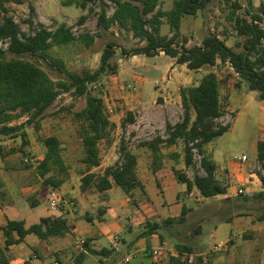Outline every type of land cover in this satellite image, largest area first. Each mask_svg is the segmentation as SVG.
<instances>
[{
	"label": "rangeland",
	"instance_id": "1",
	"mask_svg": "<svg viewBox=\"0 0 264 264\" xmlns=\"http://www.w3.org/2000/svg\"><path fill=\"white\" fill-rule=\"evenodd\" d=\"M173 1L161 0L162 9L169 10ZM238 1L244 7L239 11L240 14L246 15L248 0ZM30 2L35 4L44 0ZM9 6L10 15L22 29L26 33L34 32L39 21L37 16L31 17L29 5L10 4ZM103 7L109 15L113 14L114 7L110 1H106ZM78 11L79 14H75V10L72 11L74 16L68 23L73 32L77 36L83 33L96 35L101 5L91 6V10L78 9ZM230 11L231 7L226 5L224 0H211L205 12L197 17H186L181 32L183 38L188 39L187 46L201 45L207 34L216 32L229 46L241 51L244 39L237 36L233 24L227 20ZM83 17H86V21L82 24L80 21ZM29 19L33 20V27L28 24ZM48 24V28L54 30L60 22L50 19ZM161 34L172 36L171 27L166 20ZM111 41L117 43L116 55L112 63L118 66V71L116 74L105 75L90 88L94 94L104 100L106 111L110 116L116 113L123 118L117 121L118 125L113 122L116 127L111 141H103L100 145L103 166L97 171L105 170L118 162L123 147L138 154L139 163L145 164L149 161L150 167L152 158L145 149L140 148V145L158 137L167 138L168 125H176L183 120L181 89L197 85L203 76L210 72L217 73L221 80L222 102L226 110L225 116L218 122L231 126L227 133L205 147L206 155L216 161L218 165L216 177L228 188V193L210 199L204 198L197 189L191 193H182L180 198L191 208L187 214V222L176 225L173 229L162 226L158 232L163 235V240L158 236L157 238L150 236L140 242V245H148L150 239L153 245L159 242L160 246L151 249V252L155 249L160 251L158 258L152 254L154 264H169L170 258L178 254L176 248L178 245L191 246L195 254L194 258L202 256L204 264H264V200L258 197L261 193V175H264V170L257 154V142L264 139V102L259 99V93L250 90L247 83L229 64H219L217 67H205L196 71L186 65L177 64L175 59L164 53L156 57L129 56L124 50H131L141 43L132 33L122 31L117 26L98 38L90 49L72 44L63 48L54 47L53 52L62 57L72 71L80 73L85 70L96 71L100 68L102 54ZM7 46L6 42H0V47L7 48ZM43 66L46 67L45 64ZM51 75L57 79L55 74L51 73ZM130 85L132 88L129 87ZM86 104V98H76L70 93L62 94L47 111L45 118L40 121V130L36 129L35 123L26 125L25 130L29 139V145L26 147L22 146L20 138L0 136V145L4 148L6 157L3 162L0 155V181L4 182L0 192H8L10 187L16 205L21 209L28 208L36 201L35 199H39L40 194L44 196L55 189L62 193L64 199L79 205V196L83 193L82 177L87 172V168L82 162L84 148L80 133L81 124L76 120L75 113L84 109ZM130 114L134 119V125L124 127L123 119L129 120ZM27 120L28 118L24 117L15 124H23ZM52 136L58 137L61 141L62 156L68 169L62 172L56 168L46 177H42L38 163L44 160L47 152L43 139ZM164 152L168 154L166 161L175 164L172 166L181 174L187 175L189 179L194 180L197 175H207L202 165V155L198 151H195L194 164L190 167L185 165L183 141L165 149ZM173 153H179L178 161L173 159ZM243 155L249 156L248 163H240L238 160ZM172 166L169 165L167 169L171 170ZM145 167L138 168L139 173ZM48 178L53 180L65 178V182L60 187H55L52 182L47 181ZM180 186L186 189L183 183ZM241 188L245 189V194H239ZM156 190V185H153L149 192L152 197L155 196V200H158ZM159 190L164 197L163 188ZM97 192L95 190L87 192L90 195L87 197L88 201L94 198L92 204L97 202L96 197L93 196ZM1 193L0 202L7 205L8 200ZM132 197L134 206L143 201L145 202L142 204H148L141 188L135 190ZM86 203L87 209L82 214L80 212L76 215L77 221H85L82 227L90 222L89 218L92 214L90 208L94 209L91 207L92 204ZM49 205L50 200H43L40 209ZM239 212L245 215H240ZM230 219L232 220L227 222ZM148 222L162 225L163 219L157 214L149 215L137 226L141 231L148 230ZM27 223L34 224L35 220L33 217H28ZM0 240H3L2 234ZM215 246L220 247L219 250L215 249ZM81 249H84L83 245L76 250L79 252ZM115 253L119 261L125 256L123 251ZM34 255L35 252L31 249L28 254H18L16 258L22 261L18 264H31ZM187 256L188 254L185 253L183 258ZM49 257L48 264H56L55 256L51 254ZM88 260H90L88 263L98 264L94 263L93 256H89ZM149 261L150 259L145 257L142 259L138 255L130 258V264H142V262L149 264ZM68 264H77V260H71Z\"/></svg>",
	"mask_w": 264,
	"mask_h": 264
},
{
	"label": "trees",
	"instance_id": "2",
	"mask_svg": "<svg viewBox=\"0 0 264 264\" xmlns=\"http://www.w3.org/2000/svg\"><path fill=\"white\" fill-rule=\"evenodd\" d=\"M30 1L0 0V42H6L8 45L7 48L0 47V136L20 138L22 146L26 147L29 145L26 125L35 123L36 129L40 130V121L62 94L70 93L76 98H86V107L75 113L76 120L81 124L80 133L84 148L82 162L87 168L81 184L84 193L90 190L106 192L114 184L130 197L138 188L145 190L138 177L139 155L126 147H123L118 162L105 170L94 171L102 165L100 145L103 141H111L116 125L110 120L104 100L94 94L90 86L101 81L107 74L117 73L118 66L112 63L117 43H108L98 70H85L81 73L70 70L67 62L53 52L54 47L63 48L79 44L90 49L98 38L117 26L122 31L132 33L141 43L131 50H124L127 55L156 57L164 53L175 59L177 64L186 65L196 71L205 67H217L219 64H229L247 83L250 90L259 93V99L264 102V2L256 7L250 1L245 8V15L239 12L244 7L238 0H224L226 5L231 7L227 20L233 24L237 36L244 39L242 50L238 51L229 46L226 40H222L216 32L207 34L201 45L187 46L188 39L183 38L181 32L184 18L197 17L205 12L211 0H174L170 10L162 9L161 0H62L63 6H75L82 10H91V6L101 5L97 20L98 33L93 36L88 33L77 36L66 22L59 24L54 30L39 22L34 32L26 33L10 15L9 5L28 4L31 17H35L36 8ZM106 1L113 4L112 15L103 7ZM165 20L171 27L172 36L161 34ZM85 21L86 17H83L80 22L83 24ZM27 22L31 27L34 26L32 19ZM51 73L55 74L57 79L53 78ZM181 99L184 108L183 120L176 125H168L167 138L158 137L144 142L140 148L145 149L151 156L150 168L157 172L166 164L168 154L164 150L183 141L185 165L190 167L194 164L195 151H198L202 155V165L207 175H197L191 180L174 167L179 182L187 186L188 193L197 189L206 199L226 195L228 188L216 177L218 165L213 158L206 155L205 150L208 144L231 128L230 125L218 122L226 114L219 76L210 72L203 76L197 85L183 87ZM24 117L28 118L26 123L15 124ZM130 117L127 122L134 121L131 114ZM43 143L47 152L44 160L38 163L40 175L46 177L56 168L66 172L68 168L62 156L60 139L56 136L47 137L43 139ZM257 154L264 170V139L257 142ZM0 155L5 157L1 145ZM172 156L174 160H179V153H173ZM48 179L47 181L52 182L55 187H60L65 182V178ZM261 181L264 185V175H261ZM3 185L0 181V187ZM258 197L264 200L263 193H259ZM190 211L191 208L184 205L178 218H164L162 225L148 222V230L144 231L141 237L149 238L158 234L163 240V235L158 232L160 227L173 229L176 225L185 224ZM68 230V222L64 217H45L29 227L24 220H9L4 227H0L4 237V242L0 241V264H12L10 248L23 243L27 236L36 235L42 240H48L65 236ZM84 245L86 252L80 254L78 264H84L89 254L108 256L111 253L109 250L99 252L91 249L88 241ZM176 248L178 254L170 258V264H204L202 256L194 258L191 246L178 245ZM185 253L188 256L183 258ZM145 256L152 257V254L146 251Z\"/></svg>",
	"mask_w": 264,
	"mask_h": 264
},
{
	"label": "crops",
	"instance_id": "3",
	"mask_svg": "<svg viewBox=\"0 0 264 264\" xmlns=\"http://www.w3.org/2000/svg\"><path fill=\"white\" fill-rule=\"evenodd\" d=\"M61 1L62 0H44V2H35L34 5L38 21L46 27H48V21L50 19L59 21L60 24L63 22L68 24L74 16V12L72 11L75 10V14L80 13V11H78L79 8L75 6H63ZM250 1H252L256 7L260 6L261 3L264 2V0H248V3ZM52 4H54V6ZM74 7L76 9H73ZM52 12H54V14ZM185 19L186 17L184 20ZM135 57L137 58L138 56ZM109 117L116 125H118L117 121H120L123 118V116H118L116 113L112 116L109 115ZM122 125L124 127H127L128 125L133 126L134 122L128 123L126 119H123ZM2 159L4 162L6 157H2ZM169 165L175 166V164H171V162L168 163L166 161L165 167L162 170L154 172L149 167V161H146L145 164L139 163V168L146 166L140 173V169L138 170V177L145 188L144 194L146 195V201L148 202L146 205L142 204L145 201L142 203H136L135 206L132 205V202L134 203V198L128 196L119 186L114 184L113 187L106 192L95 193L93 196L96 197L97 202H94V204H92L94 198H92V201H88L87 197L90 195H88L87 192H83L79 196V205H76L73 201L75 203V208L73 209L68 204L70 200L67 201L64 199L62 197V193L58 189H55L44 196L40 194L39 199H35L36 201L30 204L28 208L21 209L16 205L15 197L11 193L10 187H8V192H4L5 194L2 195L8 200L7 205L0 202V227H4L9 220H24L26 225L29 227L33 224L27 223L28 217H33V220H35L34 224L39 223L41 219L45 217H64L69 226V230L66 235L61 237H53L48 240H42L36 235L27 236L23 243L14 245L10 248L9 254L12 259L11 263L18 264V262H22L20 259H17L16 256L18 254H28L31 249L35 252L31 264H48V259L51 254H53L57 259L56 264H68L71 260L76 261L82 252H86L85 245H83L84 249H81L79 252L76 250L81 246L79 245V242L85 240V242H89V247L93 250L99 252L102 250L111 251L108 256L89 254L88 257L93 256L94 263L130 264V258L138 255L142 259L144 257L150 259L149 264H154L152 257L145 256V252H151V249L160 246L158 244L159 242H157L156 245H153L152 239H150L148 240V245L141 246L140 242L145 239L141 237V235L146 230L141 231L137 224L140 225L144 221V218L147 219V216H155V214H157L161 219L167 217L178 218L182 214L184 205L189 207L187 203L180 198L182 193L187 192V186L186 189L181 188L180 184L182 183L179 182L173 169L174 167L172 166L171 170L167 169ZM102 166L103 165H101V167ZM94 171H97V169ZM248 179L249 176L246 180L248 181ZM153 185H156V195L157 198H159L158 200H155V196L152 197L149 192L151 186ZM261 185L260 191L264 194V185L262 183ZM161 187L164 191V197L160 194L159 189ZM53 193H57L64 200L61 205L60 212L58 213L51 210ZM43 200H50V205L40 209V205L43 203ZM86 202L92 204L91 207H94V209L90 208L92 212L89 218L90 222L82 227V224L85 223V221H77L76 215L80 212L82 214L87 209ZM0 234H2V232H0ZM157 236L160 237L158 234H153L151 238H157ZM115 238H117L119 242L118 250L113 247V240ZM0 241L1 243L2 241L4 242V237L3 240ZM117 251H123V253H125V256H123V259L120 261L116 258L115 252ZM88 257L84 264H91L88 263L90 261L88 260ZM126 259H129L128 263L125 262ZM142 264L144 263L142 262Z\"/></svg>",
	"mask_w": 264,
	"mask_h": 264
},
{
	"label": "built area",
	"instance_id": "4",
	"mask_svg": "<svg viewBox=\"0 0 264 264\" xmlns=\"http://www.w3.org/2000/svg\"><path fill=\"white\" fill-rule=\"evenodd\" d=\"M130 88H132V85H130L129 86ZM105 94H107L106 92H105ZM107 96V95H106ZM113 112V111H112ZM111 112V113H112ZM239 161H240V163L242 162V163H248L249 162V160H250V158H249V156H247V155H243L241 158H239L238 159ZM246 193V191H245V189H243V188H241V189H239V194H245ZM64 202V200L57 194V193H53V195H52V200H51V210L53 211V212H60V209H61V205H62V203ZM68 204L74 209L75 208V203L73 202V201H70V202H68ZM85 244V240H83V241H80L79 242V245H84ZM113 247L115 248V249H119V242H118V240H117V238H115L114 240H113ZM219 248L220 247H218V246H215V249H217V250H219ZM151 254H153V256L155 257V258H158L159 257V255H160V251H158L157 249H155V250H153V252H151ZM126 263H128L129 262V259H126V261H125Z\"/></svg>",
	"mask_w": 264,
	"mask_h": 264
}]
</instances>
